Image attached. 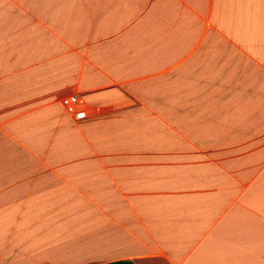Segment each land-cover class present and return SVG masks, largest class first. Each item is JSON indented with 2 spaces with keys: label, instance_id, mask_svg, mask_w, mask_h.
Here are the masks:
<instances>
[{
  "label": "crops",
  "instance_id": "1",
  "mask_svg": "<svg viewBox=\"0 0 264 264\" xmlns=\"http://www.w3.org/2000/svg\"><path fill=\"white\" fill-rule=\"evenodd\" d=\"M125 260L264 264V0H0V264Z\"/></svg>",
  "mask_w": 264,
  "mask_h": 264
},
{
  "label": "built area",
  "instance_id": "2",
  "mask_svg": "<svg viewBox=\"0 0 264 264\" xmlns=\"http://www.w3.org/2000/svg\"><path fill=\"white\" fill-rule=\"evenodd\" d=\"M83 103L80 96H71L64 102L67 110L74 115L76 121H83L87 118L86 111L81 108Z\"/></svg>",
  "mask_w": 264,
  "mask_h": 264
},
{
  "label": "trees",
  "instance_id": "3",
  "mask_svg": "<svg viewBox=\"0 0 264 264\" xmlns=\"http://www.w3.org/2000/svg\"><path fill=\"white\" fill-rule=\"evenodd\" d=\"M107 264H134L132 261H117V262H112V263H107Z\"/></svg>",
  "mask_w": 264,
  "mask_h": 264
}]
</instances>
